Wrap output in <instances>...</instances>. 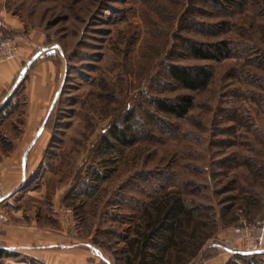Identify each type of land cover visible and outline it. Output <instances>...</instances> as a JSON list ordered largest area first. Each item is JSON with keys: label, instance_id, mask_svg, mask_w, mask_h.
Wrapping results in <instances>:
<instances>
[{"label": "rangeland", "instance_id": "1", "mask_svg": "<svg viewBox=\"0 0 264 264\" xmlns=\"http://www.w3.org/2000/svg\"><path fill=\"white\" fill-rule=\"evenodd\" d=\"M10 36L32 40L30 56L54 50L41 57L55 67L37 121L24 95L33 64L0 97V212L10 225L34 222L98 264H134L142 235L181 204L190 216L177 218L184 234L166 264H264V0H0V39ZM193 44L227 55L196 59ZM170 66L212 77L185 90ZM181 97L192 99L182 119L154 107ZM121 123L130 147L111 138ZM8 225L0 264H46L7 244Z\"/></svg>", "mask_w": 264, "mask_h": 264}, {"label": "crops", "instance_id": "2", "mask_svg": "<svg viewBox=\"0 0 264 264\" xmlns=\"http://www.w3.org/2000/svg\"><path fill=\"white\" fill-rule=\"evenodd\" d=\"M28 45L20 46L21 55L14 62H7L0 65V97L15 81L17 75L22 70V63L26 62L33 56L28 52L32 50L34 42L30 40ZM54 50L45 52L46 55L51 54ZM26 59V60H25ZM28 59V60H27ZM36 64V65H35ZM33 71L29 74V80H26L24 85V95L26 96L25 106L27 112L31 114L33 119L37 121L42 114L46 113L50 104L53 88V73L54 65L50 61V57L41 55L33 63ZM21 66V67H20ZM51 107V105H50ZM50 107L48 111L50 110ZM42 116V117H43ZM24 158L22 166H26ZM6 171V169H5ZM34 222L29 224H15L7 226V232L4 236L5 241L12 248H25L27 251L41 253L46 264H98V262L91 261L90 252L84 247L63 246L60 243L62 238L55 237L50 234V230L35 226ZM0 241H3L0 239ZM4 241V242H5ZM59 247H58V246ZM41 250V251H40Z\"/></svg>", "mask_w": 264, "mask_h": 264}, {"label": "trees", "instance_id": "3", "mask_svg": "<svg viewBox=\"0 0 264 264\" xmlns=\"http://www.w3.org/2000/svg\"><path fill=\"white\" fill-rule=\"evenodd\" d=\"M216 7H234L245 3L247 0H208ZM217 55L211 52L212 50H205L199 45H190L188 51L190 54L201 60H215L217 58L226 57L224 49L215 47ZM167 75L171 82L179 85L181 88L189 91H199L204 89L211 80L210 71L205 68H186L180 66H170L167 69ZM192 106V99L190 97H181L173 101L159 100L156 101L154 107L157 111L172 116L177 119H182L188 113ZM130 118L126 121L128 122ZM124 123V122H123ZM121 123L112 129L111 138L122 147H130L132 145L130 127L127 124ZM130 133V134H129ZM105 143H109L104 141ZM110 145V143H109ZM179 203V200H178ZM179 216L189 217L190 212L186 211L181 204L172 207L167 217V224L161 222L157 227H154L145 236L142 235L143 240L141 246L135 252L138 260L134 264H166V257L168 251L177 245V240L181 239V221L177 220ZM150 248V250H148ZM152 251V252H151ZM8 253V249L0 247V258ZM247 257L253 258L254 255Z\"/></svg>", "mask_w": 264, "mask_h": 264}, {"label": "built area", "instance_id": "4", "mask_svg": "<svg viewBox=\"0 0 264 264\" xmlns=\"http://www.w3.org/2000/svg\"><path fill=\"white\" fill-rule=\"evenodd\" d=\"M24 41V36L2 37L0 39V63H5L14 60L19 53L20 44ZM3 197L4 191L0 186V201ZM8 224V215L4 212H0V225L6 226Z\"/></svg>", "mask_w": 264, "mask_h": 264}, {"label": "water", "instance_id": "5", "mask_svg": "<svg viewBox=\"0 0 264 264\" xmlns=\"http://www.w3.org/2000/svg\"><path fill=\"white\" fill-rule=\"evenodd\" d=\"M55 49H59L58 46H54ZM49 51V48H42L41 50H39L38 52H36L35 54H33V56L27 61V63L24 65V67L22 68V70L20 71L16 81L14 82L11 90L8 92V94L6 95L5 99L3 100L2 104H4L7 99L12 95L13 91L15 90V88L19 85V83L21 82V80L23 79V77L27 74L28 70L30 69L31 65L37 60V58L42 54ZM57 99V97L55 98V100ZM36 141V138L33 139V141L31 142V144L28 146V148L25 150L24 153V162L27 159V155L30 151V149L32 148V146L34 145Z\"/></svg>", "mask_w": 264, "mask_h": 264}]
</instances>
